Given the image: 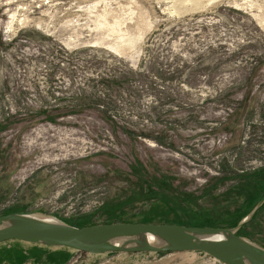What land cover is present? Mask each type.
<instances>
[{"label": "rangeland", "instance_id": "1", "mask_svg": "<svg viewBox=\"0 0 264 264\" xmlns=\"http://www.w3.org/2000/svg\"><path fill=\"white\" fill-rule=\"evenodd\" d=\"M264 196V0H0V215L231 227ZM240 235L264 247V204ZM0 264H224L19 240Z\"/></svg>", "mask_w": 264, "mask_h": 264}, {"label": "water", "instance_id": "2", "mask_svg": "<svg viewBox=\"0 0 264 264\" xmlns=\"http://www.w3.org/2000/svg\"><path fill=\"white\" fill-rule=\"evenodd\" d=\"M264 204V196L233 227L152 222L75 226L39 211L0 215V243L19 240L93 254L202 251L224 264H264V247L238 234Z\"/></svg>", "mask_w": 264, "mask_h": 264}, {"label": "trees", "instance_id": "3", "mask_svg": "<svg viewBox=\"0 0 264 264\" xmlns=\"http://www.w3.org/2000/svg\"><path fill=\"white\" fill-rule=\"evenodd\" d=\"M262 206H263V205H262ZM254 216H255V215H254ZM253 218H254V217H253ZM253 218H252V219H253ZM238 222H239V221H238ZM238 222L234 223L231 227L235 226ZM200 226H205V225H200ZM208 226H215V225H208ZM244 226H245V225H244ZM244 226H243V227H244ZM243 227L239 230L238 234H241Z\"/></svg>", "mask_w": 264, "mask_h": 264}, {"label": "bare ground", "instance_id": "4", "mask_svg": "<svg viewBox=\"0 0 264 264\" xmlns=\"http://www.w3.org/2000/svg\"><path fill=\"white\" fill-rule=\"evenodd\" d=\"M214 258V257H213ZM215 259V258H214ZM217 260V259H216Z\"/></svg>", "mask_w": 264, "mask_h": 264}]
</instances>
